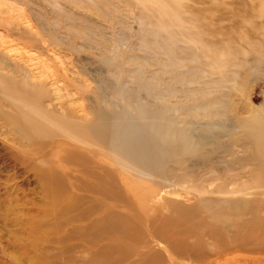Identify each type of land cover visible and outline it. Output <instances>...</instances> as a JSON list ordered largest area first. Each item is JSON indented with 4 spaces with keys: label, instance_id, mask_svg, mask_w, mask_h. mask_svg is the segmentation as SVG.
Listing matches in <instances>:
<instances>
[{
    "label": "rangeland",
    "instance_id": "rangeland-1",
    "mask_svg": "<svg viewBox=\"0 0 264 264\" xmlns=\"http://www.w3.org/2000/svg\"><path fill=\"white\" fill-rule=\"evenodd\" d=\"M149 1L0 0L1 74L111 130L102 199L0 96V264H264V0Z\"/></svg>",
    "mask_w": 264,
    "mask_h": 264
},
{
    "label": "bare ground",
    "instance_id": "bare-ground-1",
    "mask_svg": "<svg viewBox=\"0 0 264 264\" xmlns=\"http://www.w3.org/2000/svg\"><path fill=\"white\" fill-rule=\"evenodd\" d=\"M149 2L151 4H156L158 13L163 19H167L170 22L169 27H174L176 29L180 28V26L176 23L177 21L173 20V17H176L177 14L176 11L180 4L179 0H163L164 3L161 0H151ZM1 73L3 72L0 70V96L3 100H5L6 105L10 106L11 110H15L14 116L12 114H7L5 115L6 117L3 116L7 118L5 120H8L11 125L19 126V128L21 127V129L25 127L28 128L32 136L50 138L54 137L56 132L64 131L66 137L71 139L72 142L78 141V143L84 144L83 146L88 151L84 148H82L83 150L81 148L78 149L75 145L72 146L65 162L71 166L75 165V167L71 169L70 166L68 169H64V171L60 174V183L64 184L68 181L80 189H83V184H87V188H84L83 190L88 193L90 191V194L92 195L98 194L102 199L108 198L110 194L106 190V187L99 186L100 184L105 183L108 175L105 170L99 168L100 165L98 164H94V167L98 170L95 174L92 171L93 163L90 160V153H105L106 146L111 138V130L108 129L109 126L104 120L105 118L101 115H97L91 120L60 117L46 110L43 97L47 95V92L42 87L34 86L32 84L30 85L31 87H29V85L25 84V82H20L15 78H11L6 74L4 75ZM258 124L260 127H263L259 130V133H261L260 131H264V121L261 120ZM260 149L261 151H259L260 153H258V157L256 156L258 159L255 158V160L257 159L258 161H256L258 163V180L262 183H260V185H264V146L260 147ZM89 150L93 152H89ZM126 153H128L127 155L134 157L133 154L129 152ZM99 158L101 161H107L105 155L103 156L99 154ZM94 183H96V186ZM104 226L106 230L113 229L110 225L108 226L105 224ZM92 230H94V228ZM239 251L240 250H238V252ZM258 255L264 259V252L258 253ZM243 256V260L242 257L240 258V254L234 255L232 258L239 257L243 263L246 262L245 264H251L248 262L249 258H252L251 255L247 254L246 256L248 258H245V255ZM229 264H231V261Z\"/></svg>",
    "mask_w": 264,
    "mask_h": 264
}]
</instances>
